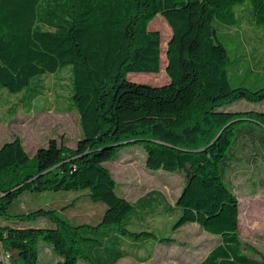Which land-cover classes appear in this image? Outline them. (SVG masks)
<instances>
[{
  "label": "trees",
  "instance_id": "trees-1",
  "mask_svg": "<svg viewBox=\"0 0 264 264\" xmlns=\"http://www.w3.org/2000/svg\"><path fill=\"white\" fill-rule=\"evenodd\" d=\"M246 2L264 26V0H0V87L33 98L42 75L69 68L82 131L74 147L50 138L32 156L19 136L0 145V253L9 250L12 264H40L43 240L52 264H115L171 242L130 227L138 205L115 190L105 165L121 147L138 144L147 168L184 172L173 227L194 222L220 237L196 264H264L260 251L243 249L239 202L224 174L237 139L264 132V110L228 107L261 103L264 85L231 84L232 61L215 27L236 25V8ZM159 12L173 29L169 80H130L128 73L157 69L160 34L149 23ZM84 189L106 205L96 224H74L55 208L8 211L25 191ZM39 218L54 225L33 224Z\"/></svg>",
  "mask_w": 264,
  "mask_h": 264
},
{
  "label": "rangeland",
  "instance_id": "rangeland-1",
  "mask_svg": "<svg viewBox=\"0 0 264 264\" xmlns=\"http://www.w3.org/2000/svg\"><path fill=\"white\" fill-rule=\"evenodd\" d=\"M236 8L238 23L234 26L215 23L219 40L225 45L231 58V84L257 88L264 85V26H258L251 14V5ZM149 28L160 34L157 44V69L128 73L130 80L148 84H162L168 77V49L173 29L162 13H157ZM69 68L42 75L41 94L28 98V93L12 94L0 87V145L14 136L21 138L28 154L32 156L38 147L46 146L55 138L74 147L80 137L79 115L70 99ZM229 108L251 107L264 110L260 103L234 102ZM258 134H262L260 136ZM264 132L240 136L231 152V160L225 169V181L232 187L239 202L238 233L243 249L253 247L264 255ZM116 182V191L136 202L139 210L130 223L131 228H146L158 236H167L171 242L157 241L154 249L139 251L138 256H125L115 264H196L218 242L219 236L211 234L194 222L173 227L180 211L176 199L184 184V172L152 170L145 166V152L138 144L123 146L117 158L108 160ZM84 190L25 191L10 205V213L32 210L38 207L55 208L70 222L96 224L101 220L106 205L88 198ZM149 203V205H148ZM154 214L155 209H162ZM5 218L0 216V224ZM33 224L50 227L47 218L36 219ZM247 246V247H246ZM40 264H52L51 246L39 240ZM254 256H258L254 254ZM81 264H84L81 262Z\"/></svg>",
  "mask_w": 264,
  "mask_h": 264
},
{
  "label": "built area",
  "instance_id": "built-area-1",
  "mask_svg": "<svg viewBox=\"0 0 264 264\" xmlns=\"http://www.w3.org/2000/svg\"><path fill=\"white\" fill-rule=\"evenodd\" d=\"M0 257L3 264H12V254L9 250H2Z\"/></svg>",
  "mask_w": 264,
  "mask_h": 264
},
{
  "label": "crops",
  "instance_id": "crops-1",
  "mask_svg": "<svg viewBox=\"0 0 264 264\" xmlns=\"http://www.w3.org/2000/svg\"><path fill=\"white\" fill-rule=\"evenodd\" d=\"M238 215H239V213H238ZM124 257H125V256H124ZM122 258H123V257H122ZM39 261H40V256H39ZM117 261H118V260H117ZM117 261H116V262H117ZM53 262H54V261H53ZM116 262H115V263H116ZM79 264H81V263L79 262ZM84 264H85V263H84Z\"/></svg>",
  "mask_w": 264,
  "mask_h": 264
}]
</instances>
